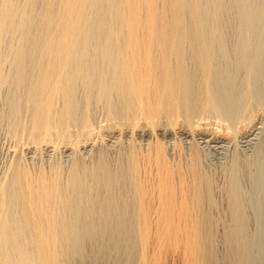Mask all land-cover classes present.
Listing matches in <instances>:
<instances>
[{
    "label": "bare ground",
    "instance_id": "1",
    "mask_svg": "<svg viewBox=\"0 0 264 264\" xmlns=\"http://www.w3.org/2000/svg\"><path fill=\"white\" fill-rule=\"evenodd\" d=\"M151 1L0 0V137L23 140L21 151L35 157L70 156L47 172L27 171L20 156L7 167L0 264L133 259L124 233L98 239L85 229L128 220L125 167L108 155L133 108L140 126L178 135L193 151L197 209L205 196L226 211L213 207L214 217L199 220L207 226L182 247L185 263L264 264V0H156L169 16ZM138 2L147 12L143 40ZM205 150L216 159L201 162Z\"/></svg>",
    "mask_w": 264,
    "mask_h": 264
},
{
    "label": "rangeland",
    "instance_id": "2",
    "mask_svg": "<svg viewBox=\"0 0 264 264\" xmlns=\"http://www.w3.org/2000/svg\"><path fill=\"white\" fill-rule=\"evenodd\" d=\"M140 2L142 4L143 0H140ZM149 5H153V10L159 11L163 15L167 14V9H165L160 2L152 0ZM138 6L142 8L141 12L139 13V22L142 25L136 34H138V38L140 40H143V38H145L147 35L146 32L141 29H143V24L146 25L147 23V12L145 7L141 6L140 4ZM123 15L126 18L127 13L125 12ZM167 16H169V14H167ZM112 21V28H116L114 25L115 20L112 19ZM121 23H124L123 19ZM122 24L120 26H122ZM124 25L122 26V31L120 32L126 34L128 32V28L126 27V24ZM123 37L126 36L123 35ZM132 111L136 112V109H131V112L129 110V117L126 116V120L123 121L124 123L122 122L120 123L121 125H119L120 128L118 129H123V133L125 132L126 134L119 137L120 148L118 152L108 155L110 158V164L112 161V164L118 163L122 169L125 167L124 176L122 177L123 179L120 178L122 179L120 180V184L124 183L122 186L126 188H124V197L126 196L125 198L128 199L125 200L126 205L129 207L126 206L128 211H126V209L125 212H123L124 215H122L123 213H121V211H119V213L122 215V217L124 216L125 219L127 218L130 221L127 222V220L126 223H124L126 224L125 226L122 222V226L118 223L119 225H115L118 228L115 226H113L114 228L109 227L112 225L108 224L102 225L98 229H94L92 227L94 223L91 221L90 223L88 222L86 224L85 229L94 232L92 235L93 238L98 236V233L96 232L99 231L100 235L98 239L103 237L101 234H105L106 236L104 237L116 238L117 236L121 237L120 235L124 233L122 236L123 238H127L129 241H131L130 249L134 253L133 259L127 261L128 263L125 264H186L182 254V247L184 248V244H187L189 240H194L198 236V233H196V226L200 230V233H202L207 226L205 223H202L203 225L200 224L199 220L201 222V220L205 218H211V216L214 217L215 209L213 211V207L217 208L218 211L221 212L220 215L226 211L220 207L221 201L219 199L216 201L218 202L217 205L215 203L213 206V204L209 205L210 203L206 201L207 199L205 196L203 205L206 206L202 205V208L200 207L197 209V202L199 198L196 196L193 189H191V187H193V177L191 175L193 151L182 145L178 135L176 138L174 136L171 137V139H162V137L159 135L158 129H154L152 125L147 123L148 121L145 122V126L141 125L145 127L144 129L146 132L144 136L138 135L141 126L137 123V121L135 122V120H133L135 119L133 116H139V113L137 112L134 114ZM127 118H129V120ZM105 135H107V133H104L103 135L101 134L102 139H106ZM20 141L21 140L15 142V140L9 137H0V180L4 178L7 167L14 163L16 156H20L24 162L25 169L27 168V171L33 173L39 170L42 172H47L49 168L54 165V162L55 164L58 162L63 166V168L69 165V154L67 155L56 152L52 155L40 154L39 156L35 157L21 151L24 141L22 140V143ZM11 151H14L15 155H12ZM78 155L85 159V163L89 161L86 153L78 151ZM203 155L204 156L201 157V162L203 161V158L206 162L210 160L213 161L216 159L215 157H217L216 153L210 150H205ZM166 169L170 172V174H168ZM166 171L167 173H165ZM167 174L169 183H171L169 186L171 185L170 189L172 190L168 188L166 189L162 185ZM124 177L126 178L125 180ZM160 180L163 181L161 182ZM121 181L123 183H121ZM189 181L192 182L190 183ZM166 191L170 192L167 193ZM168 205L169 207H167ZM4 210L5 208H2L0 212H4ZM119 213L117 212V216L115 214V217H112L116 218V221L120 222L121 220L117 219L119 216H121ZM23 226L24 224H22L21 228H23ZM119 228V231L121 232L118 231ZM108 229H112V231ZM115 229H117V231ZM126 229L128 232H125ZM19 230L21 233H23L21 229ZM107 230L109 232H107ZM113 230H115L116 233L115 231L113 232ZM112 235L117 236L114 237ZM217 235L214 237L217 236L218 238L221 234L217 233ZM191 237L195 238L191 239Z\"/></svg>",
    "mask_w": 264,
    "mask_h": 264
}]
</instances>
